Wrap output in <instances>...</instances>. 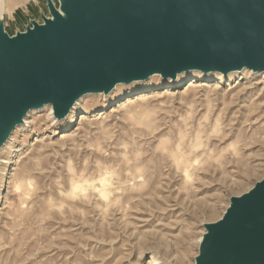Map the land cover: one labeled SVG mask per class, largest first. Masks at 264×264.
Instances as JSON below:
<instances>
[{"label": "rangeland", "instance_id": "rangeland-1", "mask_svg": "<svg viewBox=\"0 0 264 264\" xmlns=\"http://www.w3.org/2000/svg\"><path fill=\"white\" fill-rule=\"evenodd\" d=\"M49 1L60 8L4 0L5 32L43 24ZM247 75L217 90L185 91L186 80L169 97L153 90L159 96L132 111L92 102L105 115L73 130L52 123L51 106L27 116L0 150L10 163L0 264H196L207 226L264 179V82ZM12 173L18 185L8 184Z\"/></svg>", "mask_w": 264, "mask_h": 264}, {"label": "water", "instance_id": "water-1", "mask_svg": "<svg viewBox=\"0 0 264 264\" xmlns=\"http://www.w3.org/2000/svg\"><path fill=\"white\" fill-rule=\"evenodd\" d=\"M95 1L67 0L70 20L33 23L14 42L0 23V150L46 105L63 120L88 94L154 75L264 72V0ZM197 263L264 264V179L207 226Z\"/></svg>", "mask_w": 264, "mask_h": 264}, {"label": "bare ground", "instance_id": "bare-ground-1", "mask_svg": "<svg viewBox=\"0 0 264 264\" xmlns=\"http://www.w3.org/2000/svg\"><path fill=\"white\" fill-rule=\"evenodd\" d=\"M75 1H77L79 3L80 9H82L87 2V0H75ZM105 1H107V0H96L94 6L103 8L106 5ZM60 2H61L62 7L59 9H57L55 7L57 15L52 16L51 18H47V21L43 24H40L39 26L43 27V26L48 25L49 23H55L57 16H61L65 21L71 19L68 15L65 14V11L63 10L65 7L68 6L67 0H60ZM3 3H4V0H0V16L5 11V9H4L5 4H3ZM14 3H15V0H9L8 6L13 5ZM0 23H3V22L0 20ZM5 34H7V33L5 32ZM18 36H20V35H15L14 37H9L10 42L16 41ZM250 71H252V70H249L247 68L242 69V70H237L234 72H230L228 74L218 73V72L205 74V73L200 72V71H189V72H185V73L178 75L176 80H172V79L164 80L160 75H154L151 78H149L148 81L147 80L135 81V82L130 83V84H119L109 94L94 93V94H88V95L82 97L75 104V106L71 110L70 114L62 121V123L63 124H66V123L71 124L72 128L70 130H73L77 125L80 126L83 122L89 121L92 118H96V117L102 118L105 115L103 110H102L103 113H102V111L98 112V113H95V111H91V109H93V107H89V105L92 102H94V103L95 102H98V103L102 102L103 103L102 105H104V107L108 106L111 108L112 113L118 112L119 110L132 111V110H136L137 108H141L145 103L150 101L152 98L159 96V95L153 93L155 90L160 91V90L166 89L164 91V93H162L160 95L169 97V96L173 95L172 90L180 88V86L185 82V80H186L185 91L198 92V91L209 89V88L217 90L222 86V84L224 82H231L234 80L236 82V84L238 85V84H240V81H242V80H249L248 76H250V75H247V73ZM252 72H254V71H252ZM254 73H255L254 78H256V79L261 78V80H262L261 82H264V72H254ZM257 73H260V74H257ZM158 77H161L163 79V81L159 80ZM164 83H166L167 85H166V87L161 89V87L163 86ZM245 84H243V86ZM248 91L249 90L245 87L242 92L246 93ZM46 106H51V105H46ZM45 107H43L42 109L31 111L28 114V116L30 114H33V113H36L40 110L45 109ZM51 107L52 108H50L49 118L51 119L52 123H56V122L58 123L59 121H57L58 119L54 115V108H53V106H51ZM141 115L142 114H140L139 117ZM135 117H137V116H135ZM28 118L29 117L24 118L22 120L23 123L21 125H19L17 128H19V129L26 128V126L29 123ZM69 132H71V131H69ZM70 136H72L71 133H66L65 135H62L61 138L67 139ZM7 146L5 148H7ZM19 157H21V156L18 155L16 157V159L14 160V166L15 167L18 166L19 161H17V160ZM8 164H10L9 161H3V162L0 161V179H5V177L7 175V167H8L7 165ZM15 171H16V168L13 169L11 172H15ZM15 177H16L15 173H12L9 175V177H8V180H9L8 184L9 185H11L13 183L15 185L19 184V181L16 180L17 178L15 179ZM202 242H203V239H202ZM198 262H199V260H198ZM151 264H157V261L155 259H153Z\"/></svg>", "mask_w": 264, "mask_h": 264}, {"label": "snow or ice", "instance_id": "snow-or-ice-1", "mask_svg": "<svg viewBox=\"0 0 264 264\" xmlns=\"http://www.w3.org/2000/svg\"><path fill=\"white\" fill-rule=\"evenodd\" d=\"M211 239H212V238H211V237H209V241H211Z\"/></svg>", "mask_w": 264, "mask_h": 264}]
</instances>
